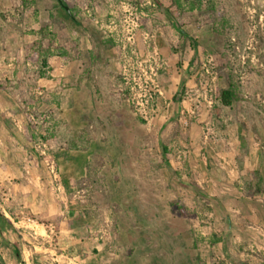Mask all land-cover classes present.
Listing matches in <instances>:
<instances>
[{
	"label": "rangeland",
	"instance_id": "rangeland-1",
	"mask_svg": "<svg viewBox=\"0 0 264 264\" xmlns=\"http://www.w3.org/2000/svg\"><path fill=\"white\" fill-rule=\"evenodd\" d=\"M64 2L0 0V264H264V0H202L185 36L150 0ZM50 14L69 59L32 47Z\"/></svg>",
	"mask_w": 264,
	"mask_h": 264
},
{
	"label": "trees",
	"instance_id": "trees-1",
	"mask_svg": "<svg viewBox=\"0 0 264 264\" xmlns=\"http://www.w3.org/2000/svg\"><path fill=\"white\" fill-rule=\"evenodd\" d=\"M13 3L14 10L18 11V13L23 14L24 10L26 11L29 7V3L25 0H11ZM57 1V0H56ZM154 6L158 9L162 10L164 15L169 19V22L173 28H175L181 36H185L186 33L183 31V24L178 21V17L185 15L187 10H194L198 4L202 2V0H165L169 3V6H165L164 0H150ZM58 2V1H57ZM62 5H59L63 11L65 16L74 21V9L68 3H65L64 0H61ZM186 5V7H184ZM64 6L68 8V12L64 9ZM2 17V16H1ZM66 23L63 19L57 17L54 14H50L48 19L40 22V40L37 43H34L32 47L36 46L35 52H40L44 55H51L52 53H56L62 59H69V56H73L76 48L72 45L69 49L71 42L67 39L65 34ZM54 49V50H53ZM76 54L77 51H76ZM218 78L225 84V88L221 91L219 97V103L224 108H231L234 102L238 101V87L233 82L231 75L227 69V62L225 59H218ZM44 67L47 66V62L45 59L42 62ZM181 98L175 96L173 98L174 102H180ZM198 191V194L207 199L211 200V197L199 189L196 185H193ZM3 220H7L2 216Z\"/></svg>",
	"mask_w": 264,
	"mask_h": 264
},
{
	"label": "crops",
	"instance_id": "crops-1",
	"mask_svg": "<svg viewBox=\"0 0 264 264\" xmlns=\"http://www.w3.org/2000/svg\"><path fill=\"white\" fill-rule=\"evenodd\" d=\"M4 1V0H3ZM8 1H10V0H8ZM26 2H28L30 5V7H33L34 6V3H35V1L36 0H25ZM37 4V3H36ZM49 16V15H48ZM47 16V17H48ZM39 18V17H38ZM39 19H41V18H39ZM22 21H25V22H28L29 21V19L28 20H24V19H22ZM34 21H37V18H34ZM7 35V34H6ZM0 37H3L4 39H5V37H4V35H0ZM8 37V36H7ZM3 43V42H2ZM59 70H62L60 67H57V68H54L53 70H52V73H51V76H60L62 73L61 72H58ZM48 80H50V79H48ZM38 83H40L41 85H46L45 83H49V81H47V80H45V79H43V78H41V79H39L38 80ZM83 162V161H82ZM81 162V160L79 161L78 159H74L70 164H71V166H75V167H77L78 168V170H76V171H74V173H72V174H69L68 175V179H72V177L73 178H79V177H82L83 176V172H81V175H80V171H79V169L80 170H85L84 169V163H82ZM65 165V164H64ZM65 176H63V178H64ZM5 218V217H4ZM6 219V218H5ZM101 239V238H100ZM100 239H98V240H100Z\"/></svg>",
	"mask_w": 264,
	"mask_h": 264
},
{
	"label": "water",
	"instance_id": "water-1",
	"mask_svg": "<svg viewBox=\"0 0 264 264\" xmlns=\"http://www.w3.org/2000/svg\"><path fill=\"white\" fill-rule=\"evenodd\" d=\"M58 1V4L59 5H62V2H61V0H57ZM64 9L68 12L69 10H68V8L66 7V6H64Z\"/></svg>",
	"mask_w": 264,
	"mask_h": 264
}]
</instances>
